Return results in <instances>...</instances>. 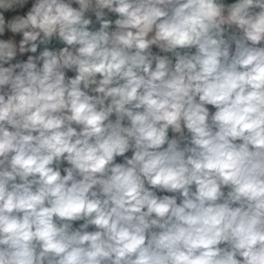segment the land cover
<instances>
[{
	"label": "clouds",
	"instance_id": "clouds-1",
	"mask_svg": "<svg viewBox=\"0 0 264 264\" xmlns=\"http://www.w3.org/2000/svg\"><path fill=\"white\" fill-rule=\"evenodd\" d=\"M0 264H264V0H0Z\"/></svg>",
	"mask_w": 264,
	"mask_h": 264
}]
</instances>
